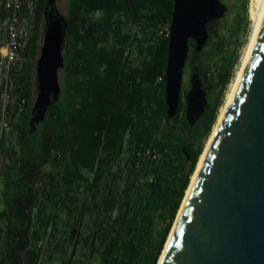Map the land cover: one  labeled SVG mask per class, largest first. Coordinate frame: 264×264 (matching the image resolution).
I'll return each mask as SVG.
<instances>
[{
    "label": "trees",
    "instance_id": "1",
    "mask_svg": "<svg viewBox=\"0 0 264 264\" xmlns=\"http://www.w3.org/2000/svg\"><path fill=\"white\" fill-rule=\"evenodd\" d=\"M47 2L33 0L31 7L24 6L31 37L8 78L13 100L7 115L17 143L6 148V136L0 143L1 151L11 159L1 193L0 264H39L38 240L49 225L59 231L58 217L48 214L53 200L63 205L70 220L94 216L97 230L83 235L81 241L86 260L96 237L98 264H158L239 56L222 59V65H227L212 75L199 60L205 49L196 53L195 42L189 41V70L200 75L207 98H214L213 106L208 102L191 126L182 95L177 116H167L170 33L156 36L160 25H171L174 0H68L65 13L57 5L48 12L65 30L61 91L45 120L31 132L37 93L32 60L37 31L46 22ZM5 16L0 8V25ZM207 27L206 47L220 36L214 24ZM134 50L141 58L138 64L132 58ZM21 99L26 102L18 114ZM147 150L157 153L158 159L142 157ZM123 154L128 156V177L121 190L118 180L124 169L114 172L113 166ZM48 164L51 169L44 171ZM81 190L89 198L81 201ZM113 212H118L115 217Z\"/></svg>",
    "mask_w": 264,
    "mask_h": 264
},
{
    "label": "water",
    "instance_id": "2",
    "mask_svg": "<svg viewBox=\"0 0 264 264\" xmlns=\"http://www.w3.org/2000/svg\"><path fill=\"white\" fill-rule=\"evenodd\" d=\"M58 0L46 5V31L37 62V97L31 132L45 120L61 91L59 71L65 30L49 15ZM220 0H174L166 69L167 116L174 119L181 102L189 41L200 53L209 40L208 24L227 12ZM186 120L195 125L208 98L197 72L190 75ZM187 155L186 147L182 149ZM162 264H264V10L250 54L208 155L189 192L180 224Z\"/></svg>",
    "mask_w": 264,
    "mask_h": 264
},
{
    "label": "rangeland",
    "instance_id": "3",
    "mask_svg": "<svg viewBox=\"0 0 264 264\" xmlns=\"http://www.w3.org/2000/svg\"><path fill=\"white\" fill-rule=\"evenodd\" d=\"M224 5L227 6L226 15L219 20L216 24H214V29L219 31L220 36L218 38L213 39V43L208 47H204L206 53L199 59L203 61L202 67H208L209 74H216L221 71L226 63L222 65V59L228 60L229 58H234L235 53L238 54L239 60L234 64L235 76L229 85L225 97L224 104L219 110L220 117L222 108L224 107L227 96L231 89L232 84L235 82L237 74L241 67V62L243 59V55L245 53L247 44L249 42L252 26L251 20L249 18V6L251 0H220ZM68 0H58L57 7L60 12L65 13L67 10ZM60 23V22H59ZM134 31L140 32V29L134 27ZM46 31V22H43L38 31V42H37V51L35 58L32 60L34 64V75L37 79V62L41 57V48L43 46L44 37ZM133 31V32H134ZM162 31L170 32V25H160L156 30V36L159 37ZM224 41V42H223ZM220 42H223V47H220ZM203 49V50H204ZM132 58L135 61V64H138L141 58L137 55V52L134 50L132 52ZM185 72L182 81V90L181 95L183 96V100L186 104V94L190 90V75L192 72L189 70V62L186 64ZM60 77H62V70L60 71ZM37 97V93L34 94L33 104L35 103V99ZM214 98H208L209 104L213 106ZM186 107V106H185ZM186 111V109H185ZM182 116V114L180 113ZM216 121V124L218 122ZM10 121V116L7 115V112L2 115L0 112V143L5 138V147H13L17 143V139L11 135L12 126ZM215 124V125H216ZM215 127V126H214ZM213 127V129H214ZM213 132V130H212ZM208 139V138H207ZM207 139L204 141L206 144ZM205 146V145H204ZM17 149V147H15ZM127 154H123L119 160L114 162L113 171H118L119 168H123L124 171L121 172V176L118 180L119 188L122 190L127 185V177H128V167L126 168L125 161L127 160ZM11 164V159L7 158V156L1 151L0 146V208L2 206L1 193H2V185L5 181V173ZM125 165V166H124ZM51 165L48 164L44 167V171H49L51 169ZM104 191L106 190V186H103ZM79 199L82 201L84 199L89 198L87 194H84L83 190L78 193ZM48 214L54 213L56 217H58V232H54L53 228H50V225L47 227V232L42 239H39L36 244V249L39 251L40 260L39 264H71L76 260H83L86 264H98L100 261V257H98L94 251L98 242L96 237H94V241L90 245V249L88 250V259L86 260L81 252L83 248L82 244V236L87 235L88 233H94L97 230V224L95 222L94 216H86L83 219L74 218L70 220L63 209V205L60 203H56V201H52L48 204ZM50 210V211H49ZM118 212H113L112 216L115 217ZM36 214V211H35ZM36 217V216H35ZM70 223V226H69ZM40 243H42L40 245ZM66 252L64 255L63 252Z\"/></svg>",
    "mask_w": 264,
    "mask_h": 264
},
{
    "label": "built area",
    "instance_id": "4",
    "mask_svg": "<svg viewBox=\"0 0 264 264\" xmlns=\"http://www.w3.org/2000/svg\"><path fill=\"white\" fill-rule=\"evenodd\" d=\"M33 0H1L0 8L6 13L0 25V112L4 115L13 100L12 85L9 84V73L14 66L19 65L22 55L26 51L30 37L31 27L25 17L26 10L31 7ZM168 31H162V33ZM26 100L21 99L18 114L24 110ZM141 156V153H139ZM142 157L154 161L158 154L147 150ZM42 243H40L41 245Z\"/></svg>",
    "mask_w": 264,
    "mask_h": 264
},
{
    "label": "bare ground",
    "instance_id": "5",
    "mask_svg": "<svg viewBox=\"0 0 264 264\" xmlns=\"http://www.w3.org/2000/svg\"><path fill=\"white\" fill-rule=\"evenodd\" d=\"M263 10H264V0H251L250 1L249 18L251 20L252 30H251L249 42L247 44L245 53L243 55V59H242V62H241L240 70H239V72L237 74V77L235 79V82L231 86V89H230L229 94L227 96L226 103H225L224 107L222 108V111H221L220 117L218 119V122H217V124L215 125V127L213 129V132H212V134H211V136H210V138H209V140H208V142H207V144L205 146V150H204V152H203V154H202V156L200 158V161H199L198 166H197V168L195 170V173L192 176L191 183H190V186H189V188H188V190L186 192V196H185V199L183 201L182 207H181V209L179 211V215H178L177 220H176V222L174 224V227H173V229H172V231L170 233V236L168 238V241H167L166 246L164 248V251H163V253H162V255H161L160 259H159V263L158 264H162L163 257L166 254L167 249L169 247V244L171 242V237L173 236L175 230L177 229V227L180 224V213H181V211L187 205L188 197H189V192L192 189V187L194 186V183L196 181V178L199 175L200 169L203 166V160H204V158L208 155L209 148H210V143H211L212 139L216 136V134H217V132L219 130L220 123L222 122V120H223V118L225 116V113H226V110H227V107H228V103H229V100H230V98H231V96L233 94L234 88H235V86L240 81L244 64H245V62H246V60H247V58H248V56L250 54V48H251V46L253 44V36H254V33H255L256 29H257L258 23H259L262 15H263Z\"/></svg>",
    "mask_w": 264,
    "mask_h": 264
}]
</instances>
